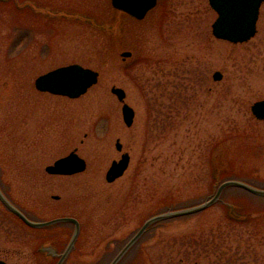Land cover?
Segmentation results:
<instances>
[{"label": "rangeland", "instance_id": "1", "mask_svg": "<svg viewBox=\"0 0 264 264\" xmlns=\"http://www.w3.org/2000/svg\"><path fill=\"white\" fill-rule=\"evenodd\" d=\"M73 1L0 0V178L16 205L37 219L78 216L81 264H108L146 219L201 203L216 179L264 188V119L250 109L264 97V1L256 33L239 43L212 34L216 12L208 0H158L141 20L117 17L110 0H79L85 19L60 11ZM123 50L131 55L123 58ZM70 63L99 73L84 94L35 88L39 74ZM215 70L220 80L212 78ZM111 86L124 89L134 109L130 126ZM73 149L86 161L83 171L46 172ZM122 151L129 152L128 167L107 181ZM216 154L225 160L220 178L213 175ZM228 211L248 218L231 224ZM0 223L7 264H17L32 235L48 230L25 225L3 204ZM193 238L208 247L201 264H264V196L225 187L209 208L145 230L116 264H192L197 245L180 242ZM248 250L251 262L242 259Z\"/></svg>", "mask_w": 264, "mask_h": 264}, {"label": "water", "instance_id": "2", "mask_svg": "<svg viewBox=\"0 0 264 264\" xmlns=\"http://www.w3.org/2000/svg\"><path fill=\"white\" fill-rule=\"evenodd\" d=\"M156 1L157 0H111V3L115 8L128 13L134 18L142 19L146 13L155 6ZM208 2L217 14L211 25L212 34L216 38L238 43L247 41L254 36L256 33L259 8L263 0H208ZM121 55L129 56L130 52L123 51ZM98 75L99 73L96 70L84 67L79 63H70L39 74L34 79V85L40 91L76 98L84 94L90 86L97 82ZM212 77L215 80H220L222 78V73L219 70H215ZM111 92L114 93L122 103L121 112L123 121L126 125L130 126L134 117V109L124 101V89L118 86H111ZM250 109L255 117L264 119V99L253 102ZM116 148L121 149V143L118 139L116 140ZM129 158L128 152H124L118 160H113L106 171V180L113 181L115 178L122 175L128 166ZM85 167L86 162L84 158L79 156L76 150H72L67 155L56 159L52 164L47 165L45 170L53 174H72L84 170ZM227 186L239 187L254 194L264 195V189L255 187L247 182L237 179L225 180L217 186L210 197L199 204L175 210L169 209L165 212L150 216L117 252L109 264H116L130 246L152 223L204 210L219 199L223 189ZM0 201L7 209L30 226H43L59 221L73 222L75 224V229L68 248L72 246L78 233V222L75 218L58 217L44 222H36L27 218L14 204H12L1 189ZM0 264L6 263L0 259Z\"/></svg>", "mask_w": 264, "mask_h": 264}, {"label": "flooded vegetation", "instance_id": "3", "mask_svg": "<svg viewBox=\"0 0 264 264\" xmlns=\"http://www.w3.org/2000/svg\"><path fill=\"white\" fill-rule=\"evenodd\" d=\"M81 4H82V2H79V0H77L76 2H74V4L69 5V7L63 5L66 8L61 7V9H65V10L60 9V11L67 12V10L70 9L68 11H73V10L78 11L80 13H78V12H76V13L81 15V13H85V12L81 11V8H82ZM50 7H51L50 9L59 10L58 7L53 5V4ZM110 11L114 12L115 15H117V17H118V13H120L117 8H113V7L110 9ZM94 21H98V19H96ZM94 24H95V22H94ZM117 28H118L117 20H114V29H115L116 33H117ZM263 98H260V99H263ZM260 99H258V100H260ZM122 152H124V151H122ZM76 173H73V174H76ZM55 175H64V174H55ZM0 189L2 191V179L1 178H0ZM54 196L57 197V195H54ZM16 206L24 213V215H26L29 219L36 221V222H44V221L51 220L54 218L68 217V216L74 217L78 221L77 236L74 239L72 246L70 248H68V245H69L71 237H72V232L74 231V227H75V224L73 222H71V221H59V222L51 223L49 225L36 226V227L34 226L33 227V226H30V225L24 223V221L22 219L18 218L22 223L31 227L32 229H35V230L48 229V230H47V232L42 233V234L32 235V238H33L32 248L26 249V251H24L22 249V251L20 253V258H19L20 260L17 261V264H27V263H30V264H70V262L72 260H76V259L79 260L78 264H81V251H82L81 248H82V246H81L80 241H79V235H80V231H81V227H82V223H81L82 221L78 216L64 214V215L53 216V217H50L47 219H37L34 217L32 218L30 215L27 214V212H25V210L20 208L18 205H16ZM67 226H68L69 230L71 229L70 231H68L66 229ZM55 228H62V230L61 229H55ZM24 232H26V231H20V232H18V235H20L23 238ZM0 234H2V223H0ZM23 246L25 249L26 244ZM0 259L5 261V263L7 264L6 260L2 259L1 257H0ZM73 264H76V263H73Z\"/></svg>", "mask_w": 264, "mask_h": 264}, {"label": "trees", "instance_id": "4", "mask_svg": "<svg viewBox=\"0 0 264 264\" xmlns=\"http://www.w3.org/2000/svg\"><path fill=\"white\" fill-rule=\"evenodd\" d=\"M213 175H214V177L216 178V177H218V178H220L219 176H220V174L222 175L223 174V170H224V168H225V160L223 159V157H221V156H218V154H216V155H214V157H213ZM220 180H222V179H220ZM220 180H218V179H216V182H218V181H220ZM171 207V206H170ZM244 214H238V213H236V214H233L231 211H228L226 214H225V216H226V218L231 222V224L232 223H235V224H241V223H243V218H242V216H243ZM227 220V221H228ZM157 223H159V222H157ZM157 223H155V224H153V225H151L150 227H153V226H155V225H157ZM149 227V228H150ZM196 238H193V239H190V241H188V239H186L189 243H187L185 240H181V242H180V246L183 244V245H186V247L188 246V245H190V247H191V245H193V247H194V244L195 245H197L196 246V248H197V250L195 251V249L192 251V252H195L196 253V255L194 254V257H192L191 258V262H192V264H194V262L196 263V264H201V263H199V260H201V258L202 257H200V255L201 254H203L202 253V251H205L206 253H209L208 252V247L207 246H205L206 245V242L205 241H203L201 238H199L200 239V241H196L195 240ZM186 242V243H185ZM246 245H247V249L248 248H250V246L252 245V242L249 240V241H247L246 242ZM251 247H253V246H251ZM230 249L228 250V252H227V254L229 255L230 253ZM251 252L252 251H247V252H245L244 253V257L242 258V257H238L239 259H243V260H246L247 261V259H248V262H251V260L249 259V256H251ZM188 254H186V255H184V256H187ZM190 255H191V252H190ZM227 255V256H228ZM261 256H262V254H261ZM263 256H264V254H263ZM252 257H253V259H254V261H256L257 260V258H259V256H258V254H254V255H252ZM180 261H184L185 259L183 258V256H181L180 257V259H179ZM263 260H264V258H263ZM226 263H227V261H226ZM256 263V262H255ZM228 264H229V262H228Z\"/></svg>", "mask_w": 264, "mask_h": 264}]
</instances>
